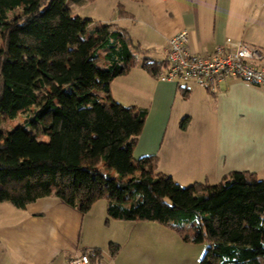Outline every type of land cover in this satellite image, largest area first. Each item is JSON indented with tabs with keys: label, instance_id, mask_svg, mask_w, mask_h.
Listing matches in <instances>:
<instances>
[{
	"label": "trees",
	"instance_id": "1",
	"mask_svg": "<svg viewBox=\"0 0 264 264\" xmlns=\"http://www.w3.org/2000/svg\"><path fill=\"white\" fill-rule=\"evenodd\" d=\"M89 22L68 0H0V203L25 207L54 195L88 213L106 198L107 223L162 224L206 244L201 264H264V179L233 171L217 184L183 186L159 170L157 155L135 160L149 109L97 91L110 94L111 81L137 64L159 78L168 60L142 58L146 49L116 23L89 31ZM100 49L106 68L96 63ZM189 123L186 116L180 126ZM120 249L108 247L113 258Z\"/></svg>",
	"mask_w": 264,
	"mask_h": 264
},
{
	"label": "crops",
	"instance_id": "2",
	"mask_svg": "<svg viewBox=\"0 0 264 264\" xmlns=\"http://www.w3.org/2000/svg\"><path fill=\"white\" fill-rule=\"evenodd\" d=\"M72 1V15L89 19V31L116 23L157 61H167L169 39L187 30L195 52L212 54L227 39L243 41L261 52L264 64V24L255 31L261 22L255 0H105V13L97 12L98 0ZM94 19L101 24L94 27ZM98 53L97 65L108 67L107 49ZM97 93L105 101L149 109L134 159L157 155L159 170L179 184H217L233 171L264 179V94L259 87L238 79L222 81L216 89L200 81H165L137 64L111 81L110 94ZM186 116L190 123L182 129ZM39 140L49 142L50 136L42 134ZM105 208L107 212V204ZM88 214L54 195L25 207L1 202L0 264H69L73 254L95 248L107 256L106 240L92 236L89 224L86 229ZM122 222L118 224L126 236L110 240L121 244L110 264H197L195 243L177 232L153 221Z\"/></svg>",
	"mask_w": 264,
	"mask_h": 264
},
{
	"label": "built area",
	"instance_id": "3",
	"mask_svg": "<svg viewBox=\"0 0 264 264\" xmlns=\"http://www.w3.org/2000/svg\"><path fill=\"white\" fill-rule=\"evenodd\" d=\"M190 35L182 30L169 39L168 66L161 72L159 79L188 83L200 81L211 89L228 79H238L259 87L264 94V64H261V52L243 41L227 39L212 54H202L191 49ZM93 249L75 253L69 264H110L112 256L92 260Z\"/></svg>",
	"mask_w": 264,
	"mask_h": 264
},
{
	"label": "rangeland",
	"instance_id": "4",
	"mask_svg": "<svg viewBox=\"0 0 264 264\" xmlns=\"http://www.w3.org/2000/svg\"><path fill=\"white\" fill-rule=\"evenodd\" d=\"M71 3H73L72 0H70ZM105 2V0H98V4L99 6H101V9H99L97 12L102 11L103 13H105L106 9H108V7L103 9V3ZM117 2H119L117 0ZM254 2V1H253ZM105 4V3H104ZM117 4V10L120 9L121 7L119 6L118 8ZM256 7L260 6V20L261 22L258 24V26L255 28V31L260 27V25L264 24V0H255V4ZM80 8V7H78ZM82 12H85L82 8H80ZM103 9V10H102ZM86 12H91V11H96V10H90V9H86ZM86 14V13H84ZM94 16H102L101 13H97ZM94 27L95 26H99L101 24L100 20H96L94 19L93 22L91 23ZM144 56H148L147 54H142L141 57L143 58ZM26 115L25 114H21L18 118H16L15 120H6L3 122L2 127L4 130H7L9 128H11L12 126H15L21 122H23L25 120ZM107 204V199L103 198L101 200H99L95 206V208L93 210H91L90 212H88V216L85 220V225H86V229L88 227V224L91 228V235L94 236L96 239H101V240H106L105 244L106 247H104V249L108 250L109 247V242L110 240H117V238H120L121 235H123V232L120 229V226L118 223H123L121 220H111L110 222L107 223V212H106V206ZM87 232V230H85ZM85 232V233H86ZM84 233V234H85ZM99 236H101L99 238ZM107 236V237H105ZM123 236H126V233H124ZM108 238V239H107ZM110 238V239H109ZM116 238V239H115ZM191 247L195 248V252L192 253V256L194 255V258L196 257L197 259V264H201V259L205 253L206 250V244L205 243H195L192 244ZM181 256V254L179 255ZM116 264V263H115Z\"/></svg>",
	"mask_w": 264,
	"mask_h": 264
}]
</instances>
